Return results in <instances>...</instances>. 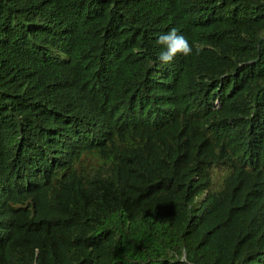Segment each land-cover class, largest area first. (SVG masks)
I'll return each mask as SVG.
<instances>
[{"label":"trees","instance_id":"trees-1","mask_svg":"<svg viewBox=\"0 0 264 264\" xmlns=\"http://www.w3.org/2000/svg\"><path fill=\"white\" fill-rule=\"evenodd\" d=\"M181 249L264 264V0H0V264Z\"/></svg>","mask_w":264,"mask_h":264},{"label":"clouds","instance_id":"clouds-1","mask_svg":"<svg viewBox=\"0 0 264 264\" xmlns=\"http://www.w3.org/2000/svg\"><path fill=\"white\" fill-rule=\"evenodd\" d=\"M157 43L163 46L158 59L165 65L171 63L177 55L187 57L192 53V46H190L188 40L183 35L178 34L176 29H172L169 33L161 35ZM176 260L179 264H189L187 249H181L180 253L176 256Z\"/></svg>","mask_w":264,"mask_h":264},{"label":"rangeland","instance_id":"rangeland-1","mask_svg":"<svg viewBox=\"0 0 264 264\" xmlns=\"http://www.w3.org/2000/svg\"><path fill=\"white\" fill-rule=\"evenodd\" d=\"M215 180V179H214Z\"/></svg>","mask_w":264,"mask_h":264}]
</instances>
